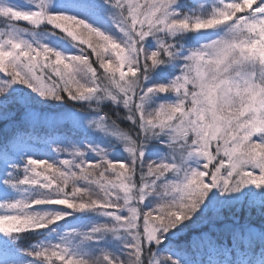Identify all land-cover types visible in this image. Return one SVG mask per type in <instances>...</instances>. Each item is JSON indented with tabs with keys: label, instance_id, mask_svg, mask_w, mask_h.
Listing matches in <instances>:
<instances>
[{
	"label": "snow or ice",
	"instance_id": "obj_1",
	"mask_svg": "<svg viewBox=\"0 0 264 264\" xmlns=\"http://www.w3.org/2000/svg\"><path fill=\"white\" fill-rule=\"evenodd\" d=\"M101 5L110 10L120 39L81 18L100 6L95 0L63 6L57 0H0V23L9 29L48 26L78 49L64 55L12 31L0 32L5 98L0 119L13 115L5 102L19 84L42 99L95 100L97 114L99 104L110 101L123 108L125 115L117 117L130 125L122 130L112 121L109 132L127 153L125 160L113 161L104 149L88 145L58 148L54 151L65 158H28L0 175V264H191L189 250L213 246L214 219L197 215L202 205L203 211L211 206L209 193L264 189V0H217L203 14L199 8L177 11L178 0H101ZM186 33L215 38L184 51L173 38ZM148 38L154 50L145 47ZM172 62L180 64L175 78L147 83L153 71ZM158 96L175 100L149 109ZM105 119L98 115L88 124L107 132ZM152 140L165 141L170 158L147 160ZM88 152L95 159L86 158ZM192 157L203 161L199 169L184 167ZM33 191L37 195L29 197ZM42 208L57 210H37ZM73 213H93L103 221L65 224L71 230L56 243L27 248L18 243L25 233L61 227ZM185 222L208 223L209 232L186 249L170 244V254L158 256L164 240L176 235L173 230L190 226ZM111 240L119 241V254L102 246ZM257 240L264 242V233H253L243 246Z\"/></svg>",
	"mask_w": 264,
	"mask_h": 264
},
{
	"label": "trees",
	"instance_id": "obj_2",
	"mask_svg": "<svg viewBox=\"0 0 264 264\" xmlns=\"http://www.w3.org/2000/svg\"><path fill=\"white\" fill-rule=\"evenodd\" d=\"M66 0H57V3L65 2ZM68 1V0H67ZM97 5L96 11L87 16V22L99 28L105 33L113 36L116 39L121 38V34L116 31L113 26V20L110 18L111 12L105 6L101 5V0H95ZM217 0H178L180 7L177 11L181 13H191L199 8L200 12L211 11V6ZM203 7H200V6ZM21 27L27 31H18L9 29L3 23H0V32L7 34L12 31L14 35L26 40L28 43L36 46L44 44L64 55L78 54V49L73 47V44L67 38H62L63 34H55L54 30L48 26H40L32 29L28 25ZM215 38L207 33H186L182 36L173 38L176 47L186 51L189 48L198 47L201 43H205L208 39ZM150 51L155 49V41L151 38L145 43ZM180 64L172 62L159 66L151 73L149 85L154 83H167L168 80L175 78L179 74ZM0 80H4L0 76ZM0 86H3L0 84ZM25 94V96H24ZM24 97H33L38 100L40 106H31L24 101ZM4 97H0V101H4ZM175 97L158 96L154 97L149 102L147 107L151 109L154 104L162 102H173ZM97 106L95 100L74 102L69 101L65 97L61 101L54 99H42L37 94L28 89L25 93L22 85H13L8 92V98L5 102L7 111L12 116H6L0 119V152L5 153L3 159H0V175L6 174L11 170L12 166L22 167L23 161L32 159H46L49 162L58 158H65L61 153L59 156L55 149L71 150L72 147L84 150V146L88 145L92 148L104 149L108 158L113 161L125 160L127 153L124 152L121 144L116 140L115 136L109 135L113 129L110 127L111 122L122 130H128L129 122L117 117L125 115L123 108L119 105L113 106L110 101L101 102L99 104L100 112L97 114L94 108ZM29 112H33L35 116H30ZM98 115H104L105 125L108 127L107 132L99 130L88 131L95 128L94 125L87 127L88 130L78 128L74 125V120L77 117L84 120H95ZM13 137H17L13 141ZM259 142L258 137L253 138ZM165 141L152 140L147 144L145 149V158L147 160H159L161 158H170V150L165 146ZM177 155V154H176ZM86 158L95 159L93 153H86ZM177 159V157H176ZM194 164L199 168L203 161L195 158ZM192 163V164H193ZM184 167H187L184 164ZM260 189L255 186H248L238 193H229L221 195L215 189L209 193L211 198V206L207 211H203L204 206H201L202 219L213 218L216 227L210 232V237L213 243L212 247L206 249H191L187 252L191 264H240L246 261L247 264H260L264 261V242L257 240L251 247H244V242L249 240L253 233H264V199L259 194ZM37 195L35 191L28 193L29 197ZM151 199V198H150ZM148 203V201L146 202ZM210 201L206 199L205 204ZM38 211H55L54 208H42ZM147 210V209H146ZM197 217H193L196 220ZM102 222V217H97L93 213H73L68 216L65 221H61V227L52 226L50 229L42 230L39 233H25V239L21 242L24 247H29L33 243H56L63 232L70 231L69 226H79L81 224H91L93 222ZM186 223V222H185ZM190 226L183 231H177L171 239L166 238L162 245L157 249V255H169L167 247L178 246L187 248L201 233L209 232L208 223H199L191 226L192 222H187ZM183 229L182 224L180 228ZM52 229H56L53 231ZM171 235V234H169ZM102 246L110 252L119 254V241L111 240L102 242Z\"/></svg>",
	"mask_w": 264,
	"mask_h": 264
},
{
	"label": "rangeland",
	"instance_id": "obj_3",
	"mask_svg": "<svg viewBox=\"0 0 264 264\" xmlns=\"http://www.w3.org/2000/svg\"><path fill=\"white\" fill-rule=\"evenodd\" d=\"M69 2V0L67 1H65V2H61V3H59V5H61V6H63L64 4H66V3H68ZM22 88L24 89V91H25V93H28V89L29 88H26V87H24L23 85H22ZM24 96H25V94H24ZM24 99V101L26 102V103H28V104H30L31 106H40L39 104L40 103H38V100H36L35 98H31V97H24L23 98ZM30 114V116H35V114H33V112H29ZM88 119L87 120H84V121H82V119L81 118H79V117H77V119L76 120H74V125L75 126H77L78 128H83V129H86V130H88L87 129V127H91V125H89L88 124ZM94 130H96L95 128H93V129H91V130H88V131H94ZM176 157H177V162H179V160H180V155H179V153H177V155H176ZM195 157H192V158H190L189 160H187V162L185 163L186 165H187V168H196V164H194L193 162H195ZM193 163V164H192ZM196 169H199V168H196ZM259 194L261 195V197L264 199V189H260V192H259ZM147 202V201H146ZM211 219H213V218H211ZM187 223V222H186ZM181 226V225H180ZM180 226L178 227V228H180ZM182 229V228H181ZM181 229H177V230H173L174 232H177V231H183L185 228H183V230H181Z\"/></svg>",
	"mask_w": 264,
	"mask_h": 264
}]
</instances>
